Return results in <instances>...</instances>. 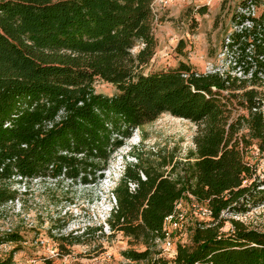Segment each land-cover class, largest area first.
Listing matches in <instances>:
<instances>
[{
    "label": "rangeland",
    "instance_id": "obj_1",
    "mask_svg": "<svg viewBox=\"0 0 264 264\" xmlns=\"http://www.w3.org/2000/svg\"><path fill=\"white\" fill-rule=\"evenodd\" d=\"M153 16V53L146 64L134 70L131 80L138 92L149 90L150 105H131L121 98L123 84L100 78L88 82L83 78L88 93L84 106L68 107L67 98L55 90V95L35 97L36 103L30 107L22 103L24 109L14 110L9 114L11 117L2 115L0 185L14 192L16 198L0 206V234L16 233L20 240L0 244L1 261L155 264L160 258L172 259L178 244L191 243V229L197 221H209L195 217L186 195L176 202L175 199L164 202L172 213L183 215L181 232H174L165 218H159L160 205L155 213H147L148 198L141 196L148 186L156 190L161 183L162 198H167L171 190L168 185L181 190L183 174L188 175L190 185L195 183L199 167L193 138L202 122L196 105L205 99L201 94L191 101L185 88L181 92L183 98L179 99V93L167 92L168 80L157 81L152 75L183 63L197 73L199 78L195 79L202 81L207 76H216L228 81V88L220 92L223 97L239 94L243 91L236 90L239 85L264 91V87H253L250 81L255 67L251 47L246 49L252 40L257 45L264 39V0H172L166 6L154 1ZM251 28L252 37L248 32ZM143 48L140 42L135 43L128 53L136 56ZM147 56L145 51L142 58ZM37 63L40 67L45 65ZM69 85L66 82L62 87L63 94L73 91ZM90 98L92 101L88 102ZM218 101V96H214L212 104L217 106ZM230 103L231 116L242 112L236 100ZM97 106L99 111L95 110ZM26 109L27 114L17 118ZM79 109H82L81 119L73 115ZM47 113L57 116L42 120ZM51 125H59L69 135L68 141L74 145L71 151L76 152L74 157L84 156L77 154L82 151L88 159L93 158L103 169L101 176L97 174L95 180L86 184L73 178L70 171L52 178L50 173L39 176L14 164V153L25 147L14 136L17 127ZM127 131L130 137H121ZM104 132L109 134L107 146L102 145ZM116 139L121 141L120 145L115 144ZM101 147L108 155L100 153ZM246 159L264 177V154L252 146ZM113 180L119 189L116 193H111L116 184ZM121 187L125 189V198L119 200ZM223 217L239 220L249 229L264 231V204L255 205L245 215L223 214ZM230 229V223L224 222L221 231L227 233ZM164 230L172 233L168 240ZM75 239L78 243L67 245Z\"/></svg>",
    "mask_w": 264,
    "mask_h": 264
},
{
    "label": "trees",
    "instance_id": "obj_2",
    "mask_svg": "<svg viewBox=\"0 0 264 264\" xmlns=\"http://www.w3.org/2000/svg\"><path fill=\"white\" fill-rule=\"evenodd\" d=\"M154 1L0 0V119L2 115L6 114L7 118L14 110L24 109L22 103L30 107L36 103L35 97L55 95V90L67 98L68 107L84 106L88 93L83 87V78L88 82L100 78L123 84L121 98L131 105H150L147 101L151 98L149 90L138 92L131 80L134 70L146 64L153 53ZM248 32L252 37V28ZM139 42L144 48L136 56L130 55V46ZM249 47L255 67L250 81L253 87H264L261 86L264 85V39L257 45L252 40L246 49ZM145 51L148 56L142 58ZM35 52L38 53L36 57ZM37 62L45 65L40 67ZM196 74L191 67L180 63L174 69L152 75L157 81L168 80L167 92L179 93V99L184 96L183 88L188 89L186 94L191 96V101L201 94L205 98L196 105L202 122L193 138L199 167L195 183L190 185L185 173L181 190L167 186L171 189L167 198H162L161 183L156 190L154 186H148L141 197L148 198V214L155 213L160 205L159 218L164 219L172 213L164 202L174 199L176 202L186 195L189 204L195 202L209 210L206 217L209 221H197L191 229V243L178 244L172 259L160 258L155 264H264V231L249 229L239 220L223 217V214L245 215L255 205L264 204V177L246 159L252 146L264 154V91L239 85L236 90L243 91L227 98L220 92L228 88V81L216 76H207L201 81L195 79L199 78ZM66 82L71 83L69 86L73 91L63 94L62 87ZM214 96L220 99L217 106L212 104ZM233 100L242 110L235 116H231L229 107ZM91 101L90 98L88 102ZM95 110L100 108L97 106ZM27 112L28 109L24 110L17 118ZM78 112L73 115L81 119L82 109ZM56 116L47 113L42 120ZM130 135L127 131L121 137ZM14 136L25 145L14 153V164L18 168L39 176L47 172L52 178L70 171L74 173L73 178L86 184L95 180L97 174L101 176L103 169L92 157L88 159L82 151L77 154L84 156L74 157L76 152L71 151L74 145L59 125L21 126L17 127ZM108 137L109 134L104 132L103 146L108 145ZM115 144L120 145L121 141L116 139ZM100 153L108 155L103 147ZM121 188L119 200L125 198V189ZM118 190L116 183L111 193ZM15 198L14 192L0 185V206ZM143 220L147 222L145 218ZM226 221L231 229L224 233L221 228ZM157 224L161 226L160 222ZM18 238L16 233L0 234V244L13 243L20 240ZM76 243L77 239L68 241L67 245ZM9 262L0 260V264Z\"/></svg>",
    "mask_w": 264,
    "mask_h": 264
},
{
    "label": "built area",
    "instance_id": "obj_3",
    "mask_svg": "<svg viewBox=\"0 0 264 264\" xmlns=\"http://www.w3.org/2000/svg\"><path fill=\"white\" fill-rule=\"evenodd\" d=\"M155 1H158V3H160L161 5L166 6L172 0H155ZM179 207H180V205H179ZM191 209H192L194 215L199 216L201 218H204V217L206 218L210 214L209 210L206 207H203V206H201L195 202L191 203ZM182 220H183V215L180 213H177V211H174L172 214L165 217L164 221L169 226L173 227L174 232L175 231L177 232L182 228V226H181ZM164 232H165V236L167 237V240H168L172 233L168 232L166 230H164ZM166 245L168 248H170L171 243L169 241H167Z\"/></svg>",
    "mask_w": 264,
    "mask_h": 264
},
{
    "label": "bare ground",
    "instance_id": "obj_4",
    "mask_svg": "<svg viewBox=\"0 0 264 264\" xmlns=\"http://www.w3.org/2000/svg\"><path fill=\"white\" fill-rule=\"evenodd\" d=\"M113 182H116V183H117V181H116V180H113Z\"/></svg>",
    "mask_w": 264,
    "mask_h": 264
}]
</instances>
